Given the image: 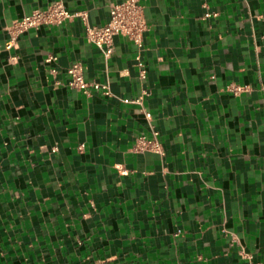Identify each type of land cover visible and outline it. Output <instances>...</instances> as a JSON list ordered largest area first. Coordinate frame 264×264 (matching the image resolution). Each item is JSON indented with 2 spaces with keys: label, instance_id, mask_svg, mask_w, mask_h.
<instances>
[{
  "label": "crops",
  "instance_id": "0c3cea01",
  "mask_svg": "<svg viewBox=\"0 0 264 264\" xmlns=\"http://www.w3.org/2000/svg\"><path fill=\"white\" fill-rule=\"evenodd\" d=\"M54 1L0 0V264H264V0H140L109 58L80 18L8 48ZM63 1L101 26L123 0Z\"/></svg>",
  "mask_w": 264,
  "mask_h": 264
},
{
  "label": "built area",
  "instance_id": "2783aa9c",
  "mask_svg": "<svg viewBox=\"0 0 264 264\" xmlns=\"http://www.w3.org/2000/svg\"><path fill=\"white\" fill-rule=\"evenodd\" d=\"M80 18L85 26V36L89 43L94 44L101 50L105 58H109L114 50V39L121 36L130 42L134 43L137 47L143 48L144 35L149 27L144 15V9L140 0H123L118 3H112L110 6V19L101 26L92 25L87 21L85 12H70L63 0H56L52 2L44 10H36L32 14L24 16L23 18L14 21L7 29L12 35L11 43L8 48H11L17 36L25 31L40 26H56L63 24L66 21ZM138 66L140 68V78H147V70L143 63L138 59ZM52 72L56 73L57 70L53 69ZM69 75V87L77 89L84 93H88L90 88L95 90L103 89L104 94L109 96L110 90L108 85H102L97 82H89L85 79L83 74V64L76 62L67 68ZM228 89L235 94L244 90V87L230 84ZM146 94V92H145ZM142 97L134 100L125 99V103L142 104ZM146 119H151V113L145 112ZM153 138L141 136L137 140V148L140 151H153L163 154V148L157 141V132H154Z\"/></svg>",
  "mask_w": 264,
  "mask_h": 264
}]
</instances>
